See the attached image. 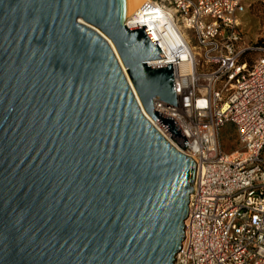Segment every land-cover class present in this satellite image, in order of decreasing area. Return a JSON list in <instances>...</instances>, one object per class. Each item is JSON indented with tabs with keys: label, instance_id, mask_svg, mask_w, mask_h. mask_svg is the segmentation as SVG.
Returning a JSON list of instances; mask_svg holds the SVG:
<instances>
[{
	"label": "water",
	"instance_id": "water-1",
	"mask_svg": "<svg viewBox=\"0 0 264 264\" xmlns=\"http://www.w3.org/2000/svg\"><path fill=\"white\" fill-rule=\"evenodd\" d=\"M127 19L0 0V264H175L197 164L153 124L190 145L154 106L178 107L172 65Z\"/></svg>",
	"mask_w": 264,
	"mask_h": 264
},
{
	"label": "built area",
	"instance_id": "built-area-1",
	"mask_svg": "<svg viewBox=\"0 0 264 264\" xmlns=\"http://www.w3.org/2000/svg\"><path fill=\"white\" fill-rule=\"evenodd\" d=\"M245 10L246 0H149L126 22L146 27L166 58L150 66L172 65L178 107L155 101V110L175 119L190 145L165 138L197 164L175 264H264V48L242 61Z\"/></svg>",
	"mask_w": 264,
	"mask_h": 264
},
{
	"label": "rangeland",
	"instance_id": "rangeland-1",
	"mask_svg": "<svg viewBox=\"0 0 264 264\" xmlns=\"http://www.w3.org/2000/svg\"><path fill=\"white\" fill-rule=\"evenodd\" d=\"M241 48L246 50L244 60L251 66L259 57L258 49L264 48V0H246V10L240 18ZM236 132L227 126L221 134L224 149L236 147Z\"/></svg>",
	"mask_w": 264,
	"mask_h": 264
},
{
	"label": "bare ground",
	"instance_id": "bare-ground-1",
	"mask_svg": "<svg viewBox=\"0 0 264 264\" xmlns=\"http://www.w3.org/2000/svg\"><path fill=\"white\" fill-rule=\"evenodd\" d=\"M149 0H127V17L128 19L127 20H130L131 18H133L138 12L139 10L141 9V7L143 6V4H145L146 2H148ZM166 21V20H165ZM110 42V41H109ZM111 44V47L113 48L121 66L123 67V71L125 72V74L127 75L126 73V69L124 68L123 64H122V61L120 60V57L116 51V48L114 47V45L112 44V42H110ZM186 69L184 67H182V72H184ZM128 77V76H127ZM130 82V80H129ZM131 84V82H130ZM134 90V89H133ZM137 100H138V97H137ZM139 101V100H138ZM140 106H141V103L139 102ZM142 108V106H141ZM143 109V108H142ZM144 112V110H143ZM145 116L151 121L150 117L144 112ZM163 136L167 138V135L165 133H163ZM170 141V139H169ZM171 144L173 145L174 143L171 142ZM182 259V257L180 258ZM181 264V263H179Z\"/></svg>",
	"mask_w": 264,
	"mask_h": 264
},
{
	"label": "trees",
	"instance_id": "trees-1",
	"mask_svg": "<svg viewBox=\"0 0 264 264\" xmlns=\"http://www.w3.org/2000/svg\"><path fill=\"white\" fill-rule=\"evenodd\" d=\"M242 61H243V62H246V61L244 60V58L242 59Z\"/></svg>",
	"mask_w": 264,
	"mask_h": 264
}]
</instances>
